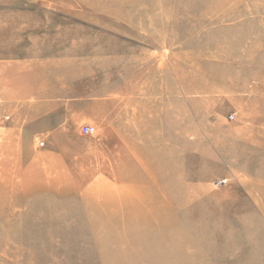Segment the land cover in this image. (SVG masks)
<instances>
[{"label": "rangeland", "instance_id": "rangeland-1", "mask_svg": "<svg viewBox=\"0 0 264 264\" xmlns=\"http://www.w3.org/2000/svg\"><path fill=\"white\" fill-rule=\"evenodd\" d=\"M29 51L0 264H264V0H0V57Z\"/></svg>", "mask_w": 264, "mask_h": 264}, {"label": "crops", "instance_id": "crops-1", "mask_svg": "<svg viewBox=\"0 0 264 264\" xmlns=\"http://www.w3.org/2000/svg\"><path fill=\"white\" fill-rule=\"evenodd\" d=\"M29 55H20V54H14L10 57H0V67L1 68H14V67H20L21 63L29 62L31 63L33 61V58H31V51L28 52ZM35 65L31 64V67H34Z\"/></svg>", "mask_w": 264, "mask_h": 264}, {"label": "built area", "instance_id": "built-area-1", "mask_svg": "<svg viewBox=\"0 0 264 264\" xmlns=\"http://www.w3.org/2000/svg\"><path fill=\"white\" fill-rule=\"evenodd\" d=\"M231 119H234V116H232ZM83 131H84V134L85 135H94L95 134V128L90 127V126L84 127V130Z\"/></svg>", "mask_w": 264, "mask_h": 264}, {"label": "bare ground", "instance_id": "bare-ground-1", "mask_svg": "<svg viewBox=\"0 0 264 264\" xmlns=\"http://www.w3.org/2000/svg\"><path fill=\"white\" fill-rule=\"evenodd\" d=\"M135 203H139V202H136V201L133 200L132 204H135ZM145 204H146V202L143 201V205H145ZM118 209H122V208L118 207ZM105 232L108 233V234L111 233V232H107V231H105ZM115 235L118 236V237H121V235H118V234H115Z\"/></svg>", "mask_w": 264, "mask_h": 264}]
</instances>
